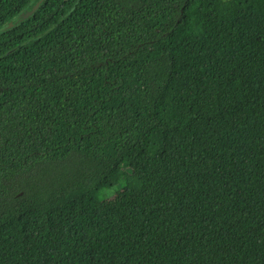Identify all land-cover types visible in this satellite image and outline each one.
<instances>
[{"label":"trees","instance_id":"obj_1","mask_svg":"<svg viewBox=\"0 0 264 264\" xmlns=\"http://www.w3.org/2000/svg\"><path fill=\"white\" fill-rule=\"evenodd\" d=\"M0 264H264V0H0Z\"/></svg>","mask_w":264,"mask_h":264},{"label":"rangeland","instance_id":"obj_2","mask_svg":"<svg viewBox=\"0 0 264 264\" xmlns=\"http://www.w3.org/2000/svg\"><path fill=\"white\" fill-rule=\"evenodd\" d=\"M41 1L35 2L34 5H32L30 8H28L24 13L19 15L15 20H13L10 24L6 26V29H11L17 24L23 22L24 20L28 19L37 9L38 5L40 4ZM112 193V192H110Z\"/></svg>","mask_w":264,"mask_h":264}]
</instances>
